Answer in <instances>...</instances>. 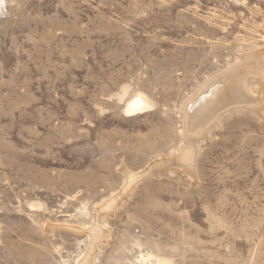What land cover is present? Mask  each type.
<instances>
[{
	"label": "rangeland",
	"instance_id": "1",
	"mask_svg": "<svg viewBox=\"0 0 264 264\" xmlns=\"http://www.w3.org/2000/svg\"><path fill=\"white\" fill-rule=\"evenodd\" d=\"M243 62L188 151L187 101ZM88 251L264 264V0H0V264Z\"/></svg>",
	"mask_w": 264,
	"mask_h": 264
},
{
	"label": "bare ground",
	"instance_id": "2",
	"mask_svg": "<svg viewBox=\"0 0 264 264\" xmlns=\"http://www.w3.org/2000/svg\"><path fill=\"white\" fill-rule=\"evenodd\" d=\"M252 55H253V53H252ZM244 59H247V58H244ZM252 68H254V67H253V64H251L250 62H243L241 64H237V65L233 66L227 72H224V74L217 77V79H214L213 81H209L207 84L205 83V85L197 93H195L194 96H192L187 101L188 103H187V105H185V109H184V129H185L186 141L188 142L187 143L188 144L187 148H189L188 151L189 150L191 151L190 147L192 146V143L194 142L193 141L194 138L203 135L207 129L208 124L211 121L215 120V118H216L215 115L219 109H221L222 107H224L228 104H235L236 105L237 103H245L246 99L249 98L248 92H247V90H245V86H246L245 81L246 80H244V77H245L246 73L248 72V70H252ZM257 70H258V68H257ZM146 104L147 103L144 102L141 98L136 97L127 104L125 112L128 115H133V114L142 112V110L146 106ZM192 147H194V146H192ZM192 149H194V148H192ZM179 155H181V153ZM191 155H189V156L191 157ZM184 156H186V153ZM179 159H180V157H179ZM160 160H162V159H160ZM180 160H182V159H180ZM168 161H170V160H168ZM172 161H173V159H172ZM178 163H179V161H178ZM154 164H156V163H153V165ZM159 164H157V166ZM191 164H192V162H191ZM191 164L189 166H191ZM155 167L156 166H154V169H155ZM183 167H184V165H183ZM186 167H188V165ZM151 168H152V166H151ZM189 168L191 169V167H189ZM148 169L150 170V168H148ZM147 171L148 170H146V173H147ZM148 173H149V171H148ZM140 174H143V173H140ZM144 174H145V172H144ZM145 175H144V177H145ZM139 176H141V175H139ZM129 177L135 179L138 177V175L131 174ZM137 179H139V178H137ZM73 230H74V228H73ZM101 231L102 230H100V228L97 224L94 225L89 230V233L91 234V237H92V241L97 240L100 237ZM90 252L91 251H88V253L85 254L81 258V260H79L77 262V264H92L93 262L91 261L92 258H90ZM160 263H163V261L160 260L158 262V264H160Z\"/></svg>",
	"mask_w": 264,
	"mask_h": 264
}]
</instances>
